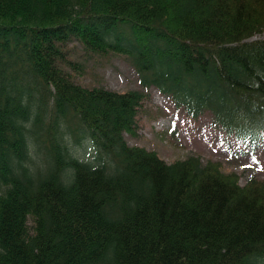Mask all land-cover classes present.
I'll list each match as a JSON object with an SVG mask.
<instances>
[{
	"label": "trees",
	"instance_id": "obj_1",
	"mask_svg": "<svg viewBox=\"0 0 264 264\" xmlns=\"http://www.w3.org/2000/svg\"><path fill=\"white\" fill-rule=\"evenodd\" d=\"M263 31L264 0H0V264H263L264 180L129 145L146 94L76 82L63 46L128 54L254 145Z\"/></svg>",
	"mask_w": 264,
	"mask_h": 264
},
{
	"label": "rangeland",
	"instance_id": "obj_2",
	"mask_svg": "<svg viewBox=\"0 0 264 264\" xmlns=\"http://www.w3.org/2000/svg\"><path fill=\"white\" fill-rule=\"evenodd\" d=\"M253 38H264V31ZM63 46L67 57L80 67L78 70L66 65L76 82L116 91L141 90L146 94L138 108L136 133L124 134L130 144L154 149L168 163L192 154L203 162L220 161L224 171L238 174L241 185L252 176L264 180V135L253 145L239 138L234 130L229 132L210 108L194 115L195 101L188 106L174 94L161 92L155 84L145 85L132 58L124 52L96 53L76 38ZM172 127L175 131H170ZM73 149L79 157L89 158L82 148ZM28 223L32 226L31 217Z\"/></svg>",
	"mask_w": 264,
	"mask_h": 264
},
{
	"label": "bare ground",
	"instance_id": "obj_3",
	"mask_svg": "<svg viewBox=\"0 0 264 264\" xmlns=\"http://www.w3.org/2000/svg\"><path fill=\"white\" fill-rule=\"evenodd\" d=\"M250 39H254L253 37L252 38H250ZM160 90V89H159ZM161 91V90H160ZM162 92V91H161ZM171 130L172 131H175V129H174V127H172L171 128ZM125 134V133H124ZM127 141V140H126ZM127 143L129 144V145H135V144H130L128 141H127ZM70 146L72 147L71 148V151L76 155V156H78V153H77V151H76V153H75V150L73 149V148H75V149H77L78 147H80V148H82L86 153H87V155H88V157L89 158H87L88 159V161H93L94 160V158H95V147H94V144L92 143V140H91V138H86L85 140H82L81 142H76L75 144H73V143H71L70 144ZM144 147V146H143ZM146 148V147H145ZM150 150V149H149ZM81 154V153H80ZM79 157V156H78ZM81 158V157H80ZM247 183V182H246Z\"/></svg>",
	"mask_w": 264,
	"mask_h": 264
}]
</instances>
